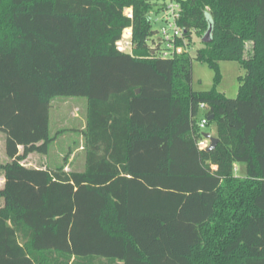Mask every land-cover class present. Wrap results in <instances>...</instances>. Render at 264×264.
Segmentation results:
<instances>
[{
	"label": "trees",
	"instance_id": "trees-1",
	"mask_svg": "<svg viewBox=\"0 0 264 264\" xmlns=\"http://www.w3.org/2000/svg\"><path fill=\"white\" fill-rule=\"evenodd\" d=\"M180 1L185 35L212 39L160 58L163 0H0V264H264V0ZM193 59L210 89L193 88ZM221 60L244 70L233 97L215 88ZM57 96L87 99L80 171L71 151L25 162L56 139Z\"/></svg>",
	"mask_w": 264,
	"mask_h": 264
},
{
	"label": "rangeland",
	"instance_id": "rangeland-1",
	"mask_svg": "<svg viewBox=\"0 0 264 264\" xmlns=\"http://www.w3.org/2000/svg\"><path fill=\"white\" fill-rule=\"evenodd\" d=\"M150 15L155 19L157 13L151 12ZM159 24V21H152L153 29H159ZM201 36L196 33L193 34L189 49L191 56L194 55L197 48L202 46ZM123 50L127 49L123 48ZM218 65L220 80L215 88L228 97L235 96L239 84L238 78L244 73V70L236 61L221 60ZM192 77L194 89L206 90L214 86L213 69L195 59L192 60ZM86 110L87 99L84 96H57L53 98L49 109V132L51 135H55L56 139L51 144L47 154L31 153L25 162L34 166H52L63 162L65 154L71 151L65 170H83L85 151L82 149L81 129L85 124ZM202 131L214 137L216 135V124L212 122L206 125ZM4 152L3 146L2 150L0 149V162L7 160ZM240 165L243 164L238 166ZM1 203L2 199H0Z\"/></svg>",
	"mask_w": 264,
	"mask_h": 264
},
{
	"label": "built area",
	"instance_id": "built-area-1",
	"mask_svg": "<svg viewBox=\"0 0 264 264\" xmlns=\"http://www.w3.org/2000/svg\"><path fill=\"white\" fill-rule=\"evenodd\" d=\"M157 16L152 21H159V29L155 30L150 39L151 54L160 58H173L175 55L188 52L192 42V36L195 33L190 32V39L185 35V29L179 24L181 18V1L180 0H163L162 7L158 10ZM125 14L131 17L130 8L125 9ZM117 46L120 50L126 48L127 52H132V28L126 27L123 29L120 39L117 41ZM204 109V105L200 104ZM207 117L204 115L199 121L201 130L205 127ZM209 140L202 138L198 141L200 147H206Z\"/></svg>",
	"mask_w": 264,
	"mask_h": 264
},
{
	"label": "water",
	"instance_id": "water-1",
	"mask_svg": "<svg viewBox=\"0 0 264 264\" xmlns=\"http://www.w3.org/2000/svg\"><path fill=\"white\" fill-rule=\"evenodd\" d=\"M211 31H212V28L211 26H209L207 28V30L203 33V35L201 36V41L202 42H210L211 39H212V36H211ZM138 91V90H137ZM208 120L212 119V116L209 115L207 117ZM202 135L204 138L208 139L209 140V144L207 146V149H213L218 141V138L216 136H210L209 133H206V132H202Z\"/></svg>",
	"mask_w": 264,
	"mask_h": 264
},
{
	"label": "crops",
	"instance_id": "crops-1",
	"mask_svg": "<svg viewBox=\"0 0 264 264\" xmlns=\"http://www.w3.org/2000/svg\"><path fill=\"white\" fill-rule=\"evenodd\" d=\"M0 149L2 150V147L4 146V143H5V136H4V134L2 133V132H0ZM216 136V135H215ZM5 153V152H4ZM6 159H7V156H6ZM6 161V160H5ZM26 165L27 166H34V165H31V164H27L26 163ZM37 167V166H36ZM238 168V172H241V174H242V172H243V165H240V166H238L237 167ZM3 182H4V177H3V175L0 173V186L3 184Z\"/></svg>",
	"mask_w": 264,
	"mask_h": 264
}]
</instances>
